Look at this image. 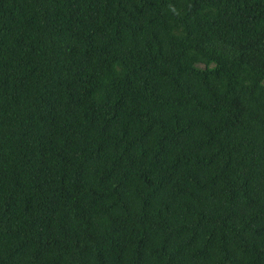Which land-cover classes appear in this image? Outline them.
<instances>
[{
	"label": "trees",
	"instance_id": "obj_1",
	"mask_svg": "<svg viewBox=\"0 0 264 264\" xmlns=\"http://www.w3.org/2000/svg\"><path fill=\"white\" fill-rule=\"evenodd\" d=\"M0 264H264V0H0Z\"/></svg>",
	"mask_w": 264,
	"mask_h": 264
}]
</instances>
